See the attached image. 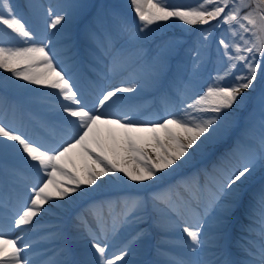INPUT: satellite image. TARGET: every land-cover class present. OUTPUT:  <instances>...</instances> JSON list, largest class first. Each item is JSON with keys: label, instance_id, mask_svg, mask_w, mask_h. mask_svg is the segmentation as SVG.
I'll return each instance as SVG.
<instances>
[{"label": "snow or ice", "instance_id": "obj_1", "mask_svg": "<svg viewBox=\"0 0 264 264\" xmlns=\"http://www.w3.org/2000/svg\"><path fill=\"white\" fill-rule=\"evenodd\" d=\"M129 3L137 18L133 38H140V33L154 31L151 26L170 20L189 26H210L201 38L205 41L212 35V29L223 33L218 41L225 58L223 72L194 98L185 96L183 89L173 93L169 88L163 92L162 100L167 101L175 94L182 106L166 110L152 121L135 120L129 112L109 111L122 98L119 93L135 92L142 87L139 81L105 90L90 104L54 48L49 43H34L36 34L18 15L19 5L12 0H0V26L11 30L20 40L17 45L0 41V70L16 80L54 90L49 95L57 98L68 128L67 139L49 144L34 140L0 120V151L14 150L35 174L34 183L27 188L28 198L15 210L12 222L15 228L31 232L39 223H33L35 218L42 212L62 207L60 201L75 200L76 193L86 195L93 186L99 187L105 178L111 179L117 172L123 174L121 179L126 177L141 186L163 179L160 174H168L169 169L176 172L216 139L228 134L232 114L228 110L243 104L245 91L255 87L258 75L264 80V0H199L194 7L174 6L168 0H129ZM45 11L47 27L60 31L58 26L68 19L66 13H56L52 7ZM213 21L216 23L212 24ZM121 31L130 32L126 22L121 24ZM89 36L98 41V48L106 52L114 49L110 52L114 71L124 67L119 63L122 50L115 48L110 35L100 37L90 32ZM165 67L163 59L158 60L152 77L154 85L160 82ZM241 68L243 71L236 74ZM230 77L233 82L225 84ZM238 148L239 145L233 151ZM76 150L90 161L82 173L76 171L70 155ZM242 156L241 166L235 169L224 167L226 154L211 170L181 181L178 186L147 196L127 195L115 202L90 203L74 225L77 229L83 227L91 237L90 260L73 261L67 248L58 253L60 259L34 260L29 251L33 246L24 241L23 235L6 238L7 234L0 231V264H131L126 257L136 242L147 237L143 225L150 219L158 230L178 227L185 234L187 257L171 259L166 264H264V187L246 210L248 223L242 228L245 235L236 242L243 253L240 259H234L224 230L227 217L238 205L239 186L253 173L257 163L264 167V92L260 96L258 138L243 146ZM205 191L209 193L206 199L197 195ZM218 208L223 216L215 218L216 230L209 236V216ZM127 229H132L131 239L112 251V240ZM62 231L58 228L57 234ZM204 254L209 258H202Z\"/></svg>", "mask_w": 264, "mask_h": 264}, {"label": "rangeland", "instance_id": "obj_2", "mask_svg": "<svg viewBox=\"0 0 264 264\" xmlns=\"http://www.w3.org/2000/svg\"><path fill=\"white\" fill-rule=\"evenodd\" d=\"M91 1H93V7L87 11L89 5L86 3ZM12 2L16 4V1L14 2V0H12ZM168 2L174 6L194 7L199 3V0H168ZM122 3L127 6V4H129V0H122ZM26 5L27 8L33 12L34 16L39 19L38 22L37 19H35L36 24L33 22L31 24L26 23V27L36 34L37 39L34 43H49V46L54 48L59 55L60 60L63 61L65 66L72 71L77 83L82 75L84 76L87 74L89 78L91 75H97L95 73H99L100 77L106 80L107 84L110 83L111 89L114 87L126 86L133 81H139L140 84L143 85L142 87H138L135 92L122 93V98L133 101L128 104V108L125 112L132 114L133 119L138 121H141L142 118L146 116V113L151 110L155 111V115L159 118L164 115L166 110L174 111L176 107L182 106L178 103V99L175 94L170 96L167 101L162 100V93L168 91L169 88L172 89L173 93L179 89H183L185 96L194 98L195 96L202 94L206 90V87L212 84L218 73L223 72L225 67V58L221 54L222 49L218 43L219 38L223 33L222 30L219 29H212V35H210L205 41L201 39L202 36L206 34L205 30L197 32L196 36H192V34L195 33L194 27L185 25L180 21L170 20L168 22H162L159 25L151 26L154 31L140 33V38H133L131 34L137 31V18L134 13H127L128 17L125 18L118 16L117 14H110L111 23L109 22L110 24H106L108 21L102 14L104 9H106L105 6H107L106 0H61L59 2H52L49 0H31L30 2L27 0ZM69 5H79L80 7H68ZM48 7H52L56 13L64 12L68 16L66 22H64L62 26H58L60 31L47 27L46 21L48 17L45 10ZM93 8V14L90 15ZM123 8L128 10V7ZM19 9L22 13H25V8L23 6L19 5L17 12ZM92 15H94L97 19L95 22V30L92 27L88 28L91 23L88 18L92 17ZM124 22L128 24L130 32L121 31V24ZM215 23L216 21L212 22V24ZM208 28L210 27H207V29ZM106 30H108L112 38L117 39L114 42L116 49L131 46L127 50L125 49V51H128V53H135L133 60H131L130 56L127 58L120 56L119 63L124 65V67L115 71L113 70L112 57L110 55V52L114 51V49H110L106 52L102 47L98 48V41H94L89 36V33L93 32L97 36L103 37L104 34L102 32H106ZM3 31H5V27L0 26V41L2 42L3 39L1 38H5V35H7ZM166 32L167 34H165ZM9 33L10 35L16 36V34L12 33L11 30H9ZM188 36L189 40L187 39ZM17 39L18 37L16 36V40ZM16 40L10 38V40L8 39L6 41L5 38L3 43L6 42L5 45H16ZM18 42L20 43V40ZM125 51L123 50V52ZM178 51L180 52L178 53ZM181 51H183L184 54ZM86 53L90 54L89 56L92 57V60H87L86 63H84L85 65L81 67L83 64L82 61H84L83 56L86 55ZM160 59H163L167 67H165V71L160 79V82L154 85L152 77L154 75L157 62ZM128 66L130 67L128 68ZM168 68L172 69V75L167 74L169 72L167 71ZM178 69L179 72H177ZM240 71H243V69H238L236 74H239ZM174 75H177L178 77L175 82L172 78ZM232 82L233 80L231 77L224 81L225 84H230ZM25 86H30V89L26 90L29 94L21 93L20 89ZM10 91L15 94H11ZM52 91L40 86L27 84L22 80H16L12 78L11 75L8 76L4 70H0V120L6 124L12 125L13 127L26 129V127L23 126V123L21 124V122H19L23 119V109H27L29 111L31 107H35L38 110H43V106L46 105V99L48 97H54L49 95ZM247 91L251 93V97L250 95L248 96L245 94V97L247 98V106H240L239 108L234 106L232 110H228L232 113V118L230 119L231 133L236 127L235 125H237L236 122L238 118L244 119L243 128L246 126L245 133L247 132V134H244L245 142L238 144V153L235 152L232 154L231 152L232 155H229V153L227 154L228 150H226V147L232 144V140H234L235 137L233 136L231 138L230 144L228 141L221 142L228 134L221 136L203 152L208 156L204 160L199 161L186 172H179V174L175 175V178L174 176H171L170 173L161 174V176H163V179L161 180L165 181V183L154 188L142 189L141 187L139 188L137 184L131 182L134 188L128 192V195L147 196L152 192L159 191L164 188L178 186L181 181L187 180L196 174H202L205 170H211L213 165L218 163L226 154L228 155V159L223 161L224 167L228 169L240 167L243 162V146L246 143L254 142L255 138H258L260 96L262 92H264V80L258 79L254 89ZM248 97L250 98L248 99ZM180 98L183 99L184 97L181 96ZM15 99L18 102L23 99L27 103H34V106H29L26 103L23 105L21 101L22 105H18L15 103ZM187 102L191 103V99H188ZM9 104H11L10 107H12V110L16 113L14 117L17 118L18 121H9L6 118V114H8L7 111H11V109L7 107ZM20 108H22V110ZM13 114L14 113L12 112L10 115ZM35 122H37V120H34V122L31 123L36 126ZM243 133L244 132H241V134ZM224 143L225 145L227 143L228 144L223 148L222 146ZM3 151L19 155L12 149H6L0 151L1 158H6ZM1 164L4 163H1L0 160V165ZM11 165L14 168H17L16 165L18 167H22V165H18L16 163H11ZM257 170L261 171V173L257 174ZM251 175L255 176L246 186H243V184L239 186L240 199L238 205L232 211L231 215L228 216L231 217V219L227 217V223L224 230L227 233V243L231 248L236 241L234 237H241L239 232L244 233L242 229L238 228L241 225L243 228V225L248 223V220L245 218L248 206L252 203L253 197L259 193L262 187H264V167H261L259 163H257ZM11 177L13 178V174H10L9 177L4 174V178L7 182H10L9 180H11ZM181 191L183 192V189H181ZM197 195L201 196L202 199H206L209 193L205 191L203 194L197 193ZM185 196H187V194ZM115 201L116 200H113V202ZM225 203L227 204L228 201H225ZM222 216L223 211L219 208L215 209L209 216L210 227H208L207 231L210 236H212L211 233L216 230L215 218ZM48 224L49 223L38 224L37 226L40 227L37 228L41 229L40 231L48 230L50 229ZM143 227L147 229L148 235L145 239L136 242L134 245V247L143 248L140 263H147L152 255L153 259L156 261L153 262V264H166V262L171 260V258L166 257L163 259L164 256L161 250L169 244L168 238H165L157 233L161 230H158L153 225L151 219L148 224L143 225ZM174 229L177 230L178 227ZM35 231L37 230L34 229L33 232ZM131 235L132 229L123 230L119 233V236L122 238H128V240L131 239ZM158 244L160 246H158Z\"/></svg>", "mask_w": 264, "mask_h": 264}, {"label": "bare ground", "instance_id": "obj_3", "mask_svg": "<svg viewBox=\"0 0 264 264\" xmlns=\"http://www.w3.org/2000/svg\"><path fill=\"white\" fill-rule=\"evenodd\" d=\"M29 88V86L22 88L21 90L23 92H26V90ZM49 91H52L51 89H48ZM101 92H103L102 90H100ZM97 98V95L94 96L91 99V103L93 101H95V99ZM56 103H57V98L51 97L48 99L47 104L44 107L45 112H41L40 116H39V122L46 124L47 126L51 123V116L55 115L57 113L56 118L60 119V116H62V113L60 112V110H57L58 108L56 107ZM126 103H118L117 107L113 108V110H110V112L112 113H116V114H120L121 112V107L124 106ZM101 111H104L103 109H101ZM39 115V114H38ZM38 115H36V118L38 117ZM155 111L151 112V113H147V115L144 117V119L142 121H151L155 118ZM61 124L62 125H66V123H63V119H61ZM27 125H29V123L27 122ZM67 128V125H66ZM62 132V130H60ZM67 134H68V128H67ZM31 135V134H30ZM32 137L35 138H39L38 132H33L32 133ZM5 153V152H4ZM8 155V157H11L13 159H20L21 157H19V155H10V154H6ZM72 159L75 162V167H76V171L78 172H83V169L85 167V165L87 163H90V161H87L86 158L78 151H74L73 153L70 154ZM208 155H206L205 153L201 152V153H197L195 156H193L191 158V160L184 164L183 167L177 169L176 172H172L171 169L168 170V173H170V175H176L179 172L182 171H186L188 170L192 165H195L196 163H198V161L204 160ZM179 163V162H178ZM19 172H21L19 170ZM257 174H260L261 171L257 170L256 172ZM163 174V173H162ZM161 175V174H160ZM123 176L122 173L117 172L115 176L111 177V179L109 178H105L104 179V183L102 185H100L99 187L97 186H93V189L88 190V193L86 195H80L79 193L74 194L76 199L73 200L71 198L67 199L66 201H60L59 203L62 205V207H53L51 209L50 212L48 213H44L42 212L40 216H38L37 218H35L34 221L39 222H48L50 224H57L58 226L55 227V229L58 230V228L60 227H65V225L69 224L70 225V230H74L77 229L76 227H74L73 221L75 220V215H73L75 209L80 206L83 205L86 201L92 199V197L97 196V195H103V194H117V193H123V192H127L129 191V188H133V185L131 184L130 181H127V178L124 177L123 179H121V177ZM255 175H250L247 180L243 183V186H246L249 181L251 179L254 178ZM18 181V180H17ZM161 183H164L163 180H159L156 182H148L146 185H138L139 188L141 187L142 189H146V188H154L156 186L161 185ZM0 184L2 185V188H4L5 186H7V184L4 182V178L0 176ZM86 187V186H83ZM8 188V186H7ZM6 192H8V190H5ZM91 201V200H90ZM50 205H45L46 208H48ZM5 216H7L8 219H4L3 222H5L8 225L7 221H12L13 222V218H14V214L13 213H7L4 214ZM70 218V220H69ZM242 229V228H240ZM167 231H170L169 229ZM167 231H162L165 235H168ZM241 237L245 235V233L239 232ZM214 233H211V235H213ZM210 236V235H209ZM23 237H29L27 234H24ZM241 237H234V239H236V241H239L241 239ZM6 238H11V237H6ZM184 237H179L178 241L180 244V248L182 249V251H184L187 255H188V249L186 248L185 244H184ZM27 243L32 244L33 248L31 250H38V251H44L46 246L44 244L42 245H38L36 247L35 242H31V241H25ZM63 243V242H62ZM122 242L121 246L123 245ZM70 244H74L75 246L79 247V243L74 241L71 242ZM67 249L69 247V244H67L65 246ZM73 247V246H72ZM59 248H64L63 245H61ZM31 250H29L31 252ZM37 251V252H38ZM143 251V248H137L134 247L132 253L130 254V258L132 259L131 264H140L139 263V258L141 257V253ZM38 255H40V253H38ZM41 256V255H40ZM34 259V256H33Z\"/></svg>", "mask_w": 264, "mask_h": 264}, {"label": "trees", "instance_id": "obj_4", "mask_svg": "<svg viewBox=\"0 0 264 264\" xmlns=\"http://www.w3.org/2000/svg\"><path fill=\"white\" fill-rule=\"evenodd\" d=\"M169 1H172V0H169ZM173 1H178V0H173ZM87 5H89L88 6V8H87V11L89 10V9H91L92 7H93V1H91V2H88V3H86ZM108 8V7H107ZM93 11H94V8H93ZM111 13H114V10L112 9V10H110L109 8L108 9H105L104 10V12H103V15L105 16V18L106 19H108L109 18V15L111 14ZM92 17H93V15H92ZM90 20V25L88 26V28L89 27H92L94 30H95V26H94V24H95V19H89ZM109 22L111 23V21L109 20ZM110 23H106V24H110ZM106 32H108V30H106ZM106 32H102L104 35H110V33L108 32V33H106ZM194 33V32H193ZM195 36V35H194ZM214 38H217V37H214ZM117 39H115V38H113V42H115ZM131 46H128V47H124V48H121V50H122V52H121V57H131V60H133L134 59V57H135V53L133 52V53H128V51H125V49L127 50L128 48H130ZM123 50L125 51V52H123ZM167 67V66H166ZM179 70V69H178ZM167 71H169V68H168V70ZM176 79V78H175Z\"/></svg>", "mask_w": 264, "mask_h": 264}]
</instances>
